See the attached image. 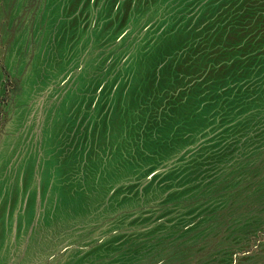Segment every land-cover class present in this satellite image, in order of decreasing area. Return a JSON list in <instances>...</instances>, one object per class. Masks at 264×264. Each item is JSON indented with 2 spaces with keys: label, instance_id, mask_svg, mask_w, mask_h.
<instances>
[{
  "label": "rangeland",
  "instance_id": "374dc122",
  "mask_svg": "<svg viewBox=\"0 0 264 264\" xmlns=\"http://www.w3.org/2000/svg\"><path fill=\"white\" fill-rule=\"evenodd\" d=\"M0 264H264V0H0Z\"/></svg>",
  "mask_w": 264,
  "mask_h": 264
}]
</instances>
